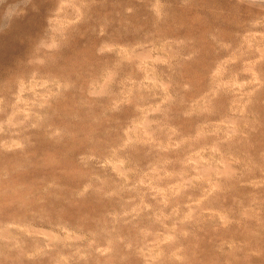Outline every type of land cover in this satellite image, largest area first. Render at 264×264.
I'll use <instances>...</instances> for the list:
<instances>
[{"label": "rangeland", "instance_id": "374dc122", "mask_svg": "<svg viewBox=\"0 0 264 264\" xmlns=\"http://www.w3.org/2000/svg\"><path fill=\"white\" fill-rule=\"evenodd\" d=\"M0 27V264H264V0H0Z\"/></svg>", "mask_w": 264, "mask_h": 264}, {"label": "bare ground", "instance_id": "6f19581e", "mask_svg": "<svg viewBox=\"0 0 264 264\" xmlns=\"http://www.w3.org/2000/svg\"><path fill=\"white\" fill-rule=\"evenodd\" d=\"M57 17V16H56ZM64 18V17H63ZM66 18V17H65ZM60 19H62V18H60ZM50 20V19H49ZM64 20V19H63ZM21 21V20H20ZM53 25V24H52ZM50 26V25H49ZM54 26V25H53ZM51 27V26H50ZM56 29V28H55ZM57 29H58V27H57ZM52 44H53V41H51V42H49V44H47L48 46H52ZM227 49V48H226ZM262 58V57H261ZM20 85H22V84H20ZM20 88H22L21 86H20ZM51 90V89H50ZM13 94V93H12ZM16 95V94H15ZM18 98V97H17ZM16 99V98H15ZM28 112V111H27ZM2 124V123H1ZM128 134V133H127ZM129 137H130V134L128 135V139H129ZM106 158V157H105ZM107 159V158H106ZM103 164V163H102ZM121 165V164H120ZM259 181V178L257 179V180H254V182H258ZM214 188V187H213ZM223 218V217H222ZM5 225V224H4ZM25 226H24V228H27V232H29V231H36L34 228H35V225L34 224H32V223H25L24 224ZM66 225V224H65ZM2 228L1 229H3L4 230V228L6 227L7 228V226H1ZM4 227V228H3ZM5 228V229H6ZM59 228V227H58ZM20 229H21V227H20ZM22 230V229H21ZM40 229H38V231H39ZM49 231H50V229H49ZM25 232V231H24ZM23 232V233H24ZM40 232H41V230H40ZM39 233V232H38ZM51 233V232H50ZM53 233V232H52ZM51 233V234H52ZM67 233V232H66ZM1 234V233H0ZM22 234V233H21ZM28 234V233H27ZM26 234V235H27ZM36 234V233H35ZM44 234V233H43ZM45 234H46V232H45ZM48 235L47 236H49V233H47ZM53 234H55V233H53ZM52 234V235H53ZM46 236V235H45ZM67 236V235H66ZM24 237V236H23ZM51 237V236H50ZM50 237H49V239H50ZM55 237H56V234H55ZM54 237V235L52 236V238H55ZM67 238V237H66ZM58 240V239H57ZM49 241V240H48ZM52 241V240H51ZM46 243H49V242H46Z\"/></svg>", "mask_w": 264, "mask_h": 264}, {"label": "clouds", "instance_id": "9594fccd", "mask_svg": "<svg viewBox=\"0 0 264 264\" xmlns=\"http://www.w3.org/2000/svg\"><path fill=\"white\" fill-rule=\"evenodd\" d=\"M26 7H27V3H25V4H24V7L21 8L16 14H14V15L11 16V17H7V18H6V22H5V24H4L3 26H10V24H11V20H12L13 18H16V17H19V16H23V15H25V14H26ZM0 30H2V27H0Z\"/></svg>", "mask_w": 264, "mask_h": 264}]
</instances>
